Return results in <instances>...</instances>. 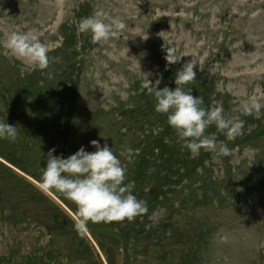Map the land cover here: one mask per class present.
I'll list each match as a JSON object with an SVG mask.
<instances>
[{"label":"rangeland","instance_id":"rangeland-1","mask_svg":"<svg viewBox=\"0 0 264 264\" xmlns=\"http://www.w3.org/2000/svg\"><path fill=\"white\" fill-rule=\"evenodd\" d=\"M96 11L124 29L92 43L76 24ZM13 30L48 46L46 69L10 55ZM169 45L181 58L173 67L198 65L208 107L244 127L231 141L217 134L228 156L183 150L187 168L163 184L157 167L143 169L160 161L156 139L181 146L170 128L165 135L144 85L157 74L158 89L167 83ZM251 95L264 105V0H0V120L18 130L15 141L0 140V264H264V106L244 115ZM94 139L116 153L138 149L131 163L121 160L128 180L147 174L133 191L148 211L78 234L76 206L37 184L50 148L67 157L81 145L93 151Z\"/></svg>","mask_w":264,"mask_h":264},{"label":"clouds","instance_id":"clouds-1","mask_svg":"<svg viewBox=\"0 0 264 264\" xmlns=\"http://www.w3.org/2000/svg\"><path fill=\"white\" fill-rule=\"evenodd\" d=\"M124 27L123 21L109 20L102 11L83 16L76 24L79 33L90 34L92 43L116 37ZM4 46L12 57L23 64L39 70L49 65L48 46L31 30L11 31ZM163 51L165 70L168 65L180 61L174 46H165ZM195 66L198 65L191 59L177 69L173 79L174 88L165 85L158 89L162 79L159 74L154 82L146 78V94L154 99V111L165 115L182 151L187 150L195 156L202 149H217L216 155L228 156L231 149L225 143L221 142L217 148V133H223L229 141L234 140L242 134L244 121L226 117L222 106L205 107L203 97L192 95V88L185 86L196 80ZM209 71L214 69L210 67ZM262 106L259 98L251 95L243 102V114L259 113ZM213 125L216 131L207 132ZM17 132L16 126L0 120V140L13 142ZM89 145L93 151H87L81 145L67 157L62 153L54 155L55 147L50 148L45 154V164L37 184L42 192L55 190L76 206L73 227L78 234L84 233L90 222H131L148 211L146 201L134 194L135 181L127 179L128 170L121 160L124 158L131 163L138 149L122 145L116 153L107 142L102 145L95 139L89 141ZM258 248H264V241L260 242Z\"/></svg>","mask_w":264,"mask_h":264},{"label":"trees","instance_id":"trees-1","mask_svg":"<svg viewBox=\"0 0 264 264\" xmlns=\"http://www.w3.org/2000/svg\"><path fill=\"white\" fill-rule=\"evenodd\" d=\"M173 66H174V64H171L170 67L167 68V70H165V72H164V75L166 76L164 79V82H167V83H165L163 85V87L165 85H167L170 88L175 87V84L173 83V79H174V75H175V72L177 71V69H176V66L175 67H173ZM199 76L200 75H196L197 81L194 80L195 82L199 81V78H198ZM185 87H191L192 88V95L193 96L203 97L204 106L208 107V105H209V103H208V101H209V97H208L209 96V94H208L209 89L208 88L203 87L201 84H199V82L194 83L193 85H191V84L186 85ZM71 97H72V94H69L67 101ZM69 109L71 110L72 108L70 107ZM161 119L164 122H166L165 115L162 116L160 118V120ZM169 128L170 127H168V126L166 127L165 135L166 134L169 135V133H171L170 132L171 128L170 129ZM171 131H173V130L171 129ZM206 131L209 133H212V132H215L216 129L214 128V125H213V126H210ZM156 143H157L158 148L161 150V154L159 156L160 161L157 164H153L151 167H149V169H153V166L157 167V169L159 170V173L164 175L165 181H163V184H165L166 181L168 180V173H175L176 172V177H177V175L180 174L182 167L186 166L185 168H187L186 164H187L188 158L183 156V151L181 150V148H177L174 142L171 144V143L165 142V140L162 137H157ZM143 169H145L146 171H149L148 168H146V167H143ZM134 175H135L134 176L135 178L134 177L133 178L136 181L135 184H137V185L140 183V181L142 179H144L147 176L146 173L143 174V172H139V171ZM155 188H156L155 186H152L150 188L149 193L150 194L154 193Z\"/></svg>","mask_w":264,"mask_h":264}]
</instances>
